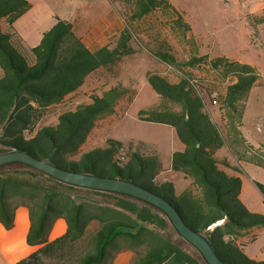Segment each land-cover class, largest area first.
I'll return each instance as SVG.
<instances>
[{"label":"trees","instance_id":"16d2710c","mask_svg":"<svg viewBox=\"0 0 264 264\" xmlns=\"http://www.w3.org/2000/svg\"><path fill=\"white\" fill-rule=\"evenodd\" d=\"M123 3L131 11V22L165 9L177 16V29H191L168 0ZM31 9L29 0H0V154L22 151L63 169L137 183L168 200L228 264H264L248 257L245 244L238 243L250 230L264 228V215L252 213L241 200V155L237 152L236 165L219 155L226 147L245 142L242 129L250 94L264 86L257 70L226 57L195 55L180 60L168 51L153 52L169 67L168 73L148 75L163 103L141 112L140 119L171 126L183 145L173 154L172 169L192 184L176 196L172 183L156 185L163 171L160 156L145 143L125 147L108 139L105 147L80 154L97 122L116 114L122 100H133V90L122 83L93 93L89 104L63 112L56 123L38 125L45 111L76 93L91 74L139 53L132 45V29L127 26L114 44L92 52L70 21L58 19L40 45L25 50L12 34L2 31L1 24L13 26ZM257 23L264 24V16ZM202 64L228 81L226 87L204 86L186 72ZM209 103L218 109L220 123ZM256 158L253 163L264 168V155ZM19 207L29 211L27 243L38 250L17 264H114L115 257L127 250L134 253L132 264H206L186 240L173 241L176 231L168 218L148 204L72 187L20 164L0 168V223L5 229H13ZM60 219L66 221L67 232L50 241Z\"/></svg>","mask_w":264,"mask_h":264},{"label":"rangeland","instance_id":"374dc122","mask_svg":"<svg viewBox=\"0 0 264 264\" xmlns=\"http://www.w3.org/2000/svg\"><path fill=\"white\" fill-rule=\"evenodd\" d=\"M35 1L38 3L36 12L39 14L35 20V15H29L17 26L12 27L5 22L1 24L2 31L12 34L13 41L23 49L31 46L41 32L49 29L48 22L52 20L42 14L47 7L48 12L54 14V21L58 20L57 17L66 21L92 17L96 23L100 22L108 6L119 9L125 28L129 26L134 33L132 45L139 53L123 58L116 67L102 69L91 75V78H95L96 89L92 88L94 83H89L84 88L90 90L92 96L93 93L122 83L133 90L134 98L131 102L122 100L116 114L105 116L97 122L80 154L105 147L108 139L119 141L125 147L145 143L153 147L160 156L163 171L157 177L156 185L170 182L175 186V195H181L191 184L184 175L172 169L173 154L183 149L182 143L171 126L140 119L141 112L163 103L161 96L149 84L148 75L169 70V67L160 62L153 52L168 51L180 60H189L195 55H207L211 59L224 56L253 66L264 77V24L257 23V19L264 16V0H168L191 28L183 32L175 26L177 16L173 17L165 9H159L141 21L131 22V11L123 3L124 0ZM41 20L47 24L44 25ZM187 71L192 72L199 83L207 87L219 86L222 89L228 84V81L205 64L196 69L186 68ZM169 75L177 80L174 74ZM73 103L71 99L64 106L49 108L38 125L56 123L58 116L70 110ZM209 107L215 120L220 123L218 109L213 108L210 103ZM244 125L242 132L245 131L248 139L245 138L242 146L226 147L220 152V157H227L236 165L239 152L243 160L242 202L252 213L264 215V190L259 187H264V168L253 163L257 154L264 155V86L256 87L251 92ZM25 212L26 208L18 210L20 225ZM57 235L58 232H54V236ZM63 235L60 234L56 239ZM246 253L250 258L264 257V228L258 232L255 242L247 244Z\"/></svg>","mask_w":264,"mask_h":264},{"label":"crops","instance_id":"0c3cea01","mask_svg":"<svg viewBox=\"0 0 264 264\" xmlns=\"http://www.w3.org/2000/svg\"><path fill=\"white\" fill-rule=\"evenodd\" d=\"M29 1L32 4V9L28 13H26L23 17H21L14 24V26H17L18 24H20L29 15H35V16H33V17H35L34 20L36 19L37 16H39V14L36 12L37 7H38L37 1H35V0H29ZM47 2H49V0H47ZM48 10L49 9L47 7L45 10H43L42 14L46 15L47 19L52 20V21L48 22V24L50 26L49 29L41 32L39 37L37 38V40L34 41L31 46H29L28 48H25V50L30 49V48H34V47H37L38 45H40V43L42 42L44 34L46 32H48L49 30H51L56 25L57 20L54 21V18H55L53 16L54 14H51L50 12H48ZM103 13L104 14L102 16V19L98 23H96V21H93L92 17H87V18L81 19L79 21L78 20L70 21L73 24L74 30L77 33V35L82 39V41L87 46V48L92 52H97L98 50L102 49L103 47L110 46V45L114 44L119 39L122 31L125 29V22L122 18V15H121L119 9H117L113 6L112 7L108 6V8ZM56 19H59V18L57 17ZM40 22L43 23L44 25L47 24L43 20H41ZM22 37L26 38L25 35H22ZM222 57H224V56H222ZM247 65H249V64H247ZM168 71L169 70L166 69L165 71L159 72V73H164V72H168ZM96 73H94V74H96ZM91 75H93V74H91ZM91 75L87 79L85 85H87L89 83H92V84L94 83L92 88L96 89L95 78H91L92 77ZM0 76H1V70H0ZM261 77H263V76H261ZM84 86L82 88H80L76 93L67 97L63 101V103L56 105V106H64L71 99L74 101V103L72 105L74 107L79 105V104H82V103H88L89 104L91 102L90 101L91 96L89 93L90 90L85 89ZM72 106H70V107L72 108ZM243 135L246 139H248V136H245V131H244ZM219 155H220V153H219ZM191 184H190V186H191ZM243 192H244V182H243L242 194H243ZM242 194H241V200H242ZM19 208H21V207H19ZM19 208L16 210L15 225H14L13 229L7 230L0 223V264H17L20 261L30 257L33 253H35L38 250L37 247L29 246L27 243V237H28V234H29L30 228H31V222L29 219V211L26 208L27 212H25L24 218H23V223H22V225H20L18 214H17ZM22 208H25V207H22ZM261 229H263V228H254V229L250 230L249 232H247L246 237L240 238L238 240L239 244H245V248H244L245 252H246L247 244L249 243L248 240L252 239V238H256V240H257L258 232ZM54 232H58V235L54 236ZM66 232H67V223L65 220L60 219L56 222V224H55V226H54V228L50 234L49 239H50V241H55V239L57 237H59L60 234L65 235ZM173 241L176 243L182 242L181 238L176 234L173 236ZM255 241H253V242H255ZM251 259L256 260V261H264V257H251ZM133 260H134V253L130 250H127V251H123L122 253H120L119 255H117L115 257L114 264H132Z\"/></svg>","mask_w":264,"mask_h":264},{"label":"water","instance_id":"95a60500","mask_svg":"<svg viewBox=\"0 0 264 264\" xmlns=\"http://www.w3.org/2000/svg\"><path fill=\"white\" fill-rule=\"evenodd\" d=\"M15 164L39 171L72 187L126 196L148 204L168 218L176 231V235L186 240L188 244L197 250L206 264H228L218 254L209 239L199 230L189 225L168 200L137 183L63 169L47 160L36 158L22 151L13 150L0 154V168Z\"/></svg>","mask_w":264,"mask_h":264},{"label":"built area","instance_id":"2783aa9c","mask_svg":"<svg viewBox=\"0 0 264 264\" xmlns=\"http://www.w3.org/2000/svg\"><path fill=\"white\" fill-rule=\"evenodd\" d=\"M26 134L28 135V136H30L31 134H30V132H29V130H27L26 131Z\"/></svg>","mask_w":264,"mask_h":264}]
</instances>
